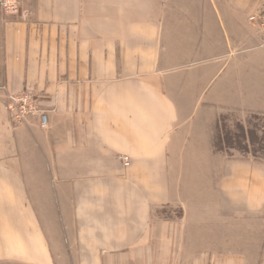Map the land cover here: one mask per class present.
Instances as JSON below:
<instances>
[{
  "label": "crops",
  "instance_id": "1",
  "mask_svg": "<svg viewBox=\"0 0 264 264\" xmlns=\"http://www.w3.org/2000/svg\"><path fill=\"white\" fill-rule=\"evenodd\" d=\"M20 2L0 13V263L264 264V159L217 148L223 117L264 130V0ZM24 92L48 128L13 122Z\"/></svg>",
  "mask_w": 264,
  "mask_h": 264
},
{
  "label": "rangeland",
  "instance_id": "2",
  "mask_svg": "<svg viewBox=\"0 0 264 264\" xmlns=\"http://www.w3.org/2000/svg\"><path fill=\"white\" fill-rule=\"evenodd\" d=\"M258 53L264 54V48L258 51ZM255 85H262V82L255 78ZM225 118L226 120L223 122V128L221 129L220 146L227 149L229 148L227 150L228 152H238V150H240L238 153L264 159V131L261 129L263 123L258 120L256 116L247 119L245 123H241L231 116H226ZM240 127H243L244 130H241ZM225 141L227 143H225ZM232 143L233 147L236 149H230ZM158 215L166 217L172 215V212L164 209L159 211ZM0 264L12 263L3 262Z\"/></svg>",
  "mask_w": 264,
  "mask_h": 264
},
{
  "label": "built area",
  "instance_id": "3",
  "mask_svg": "<svg viewBox=\"0 0 264 264\" xmlns=\"http://www.w3.org/2000/svg\"><path fill=\"white\" fill-rule=\"evenodd\" d=\"M21 12L20 0H0V13L4 16H18ZM28 18V15L26 16ZM249 22L256 25L262 37V47H264V9L252 14ZM8 109L12 114L13 122L17 125H23L31 116L40 117V126L43 129L48 128L49 121L45 111L39 109L37 101L33 95L24 92L18 95H9ZM124 166H129V157L122 158Z\"/></svg>",
  "mask_w": 264,
  "mask_h": 264
},
{
  "label": "trees",
  "instance_id": "4",
  "mask_svg": "<svg viewBox=\"0 0 264 264\" xmlns=\"http://www.w3.org/2000/svg\"><path fill=\"white\" fill-rule=\"evenodd\" d=\"M257 119L258 120H260L262 123H263V119H261V118H259V117H257ZM226 120V118L225 117H223L222 119H221V122H220V125H221V129L223 128V122ZM240 129L241 130H244V128L243 127H240ZM261 129H263V124H262V126H261ZM247 130V129H246ZM250 131V130H249ZM248 131V132H249ZM264 131V130H263ZM220 140H221V132H220V134H219V137H218V140H217V148L219 149V150H221V151H227L228 149L227 148H223V147H221L220 146ZM244 140H245V142H246V139H245V137H244ZM225 143H227L226 141H225ZM235 144L237 145V142L235 141ZM230 149H236V148H234L233 147V143H232V146L230 145ZM240 150H238V152H239ZM242 154V153H241Z\"/></svg>",
  "mask_w": 264,
  "mask_h": 264
}]
</instances>
